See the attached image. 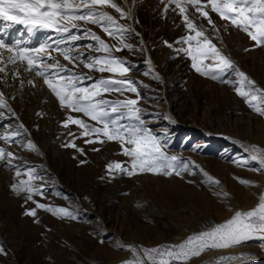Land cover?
Listing matches in <instances>:
<instances>
[{"label": "rangeland", "instance_id": "obj_1", "mask_svg": "<svg viewBox=\"0 0 264 264\" xmlns=\"http://www.w3.org/2000/svg\"><path fill=\"white\" fill-rule=\"evenodd\" d=\"M128 1L114 0L129 13L128 18L110 6H103L120 24L133 30L125 36V42L134 48L113 54L131 66L125 76L136 82L141 97L138 106L143 109L147 126L165 137L164 150L169 155L192 162V170L179 176L113 173L110 177L108 163L129 160L122 154L121 145L107 140L103 144H86L88 137L80 135L82 130L78 125L69 124L65 128L63 121L69 114L95 122L81 113L62 109L42 78L35 77L41 87L26 85L23 101L14 105L18 108L21 104L24 118H7V109H0L4 112L0 117V133L20 123L31 131L19 137V144L0 140V146L19 157L13 161L22 166L19 179L28 178L23 171L25 165L35 167L43 177L44 195L34 196L35 201L63 206L78 215L76 219H62L38 208L36 217L25 215L36 204L25 203L23 194L17 195L11 190V184L17 180L15 170L0 162V245L7 253L0 254V264H121L133 254L127 248L118 247V243L148 248L179 243L208 225L225 221L236 210H250L264 194V171L255 170L259 165L245 150L248 143L264 148V116L251 108L232 85L197 73L191 67L190 57L177 51L186 46L178 41L188 32L178 10H173L175 5L165 12L167 0ZM205 10L209 11L218 33L191 6L187 14L212 43L264 88V47H253L254 42L245 32L222 20L210 8ZM81 28L91 29L114 49L121 46L99 25L81 23ZM52 34L55 33L47 35ZM54 37L58 38L57 34ZM95 43L89 36L67 46L86 54L91 52L93 56L101 55L86 47ZM52 55L72 69L73 65L58 53L53 51ZM151 59L153 65L148 63ZM20 67L24 69L23 65ZM150 68L159 74V80L153 77ZM74 70L93 78L85 81L84 86L100 78H121L119 74L90 71L83 64ZM3 75L0 73V77ZM12 77L11 74L0 80L4 95L7 90V94L10 92ZM35 92L43 93V99L37 105V115L33 116L30 113L38 97ZM104 98L137 97L124 91L106 93ZM29 140L38 151L24 146ZM73 141L77 148L63 146ZM81 148L82 153L78 150ZM208 177L218 180L219 184L211 183ZM241 179L253 183L246 185ZM261 243L253 239L229 248L210 249L187 264H213L220 257L245 252L253 253L256 258L224 259L220 264H262Z\"/></svg>", "mask_w": 264, "mask_h": 264}, {"label": "snow or ice", "instance_id": "obj_2", "mask_svg": "<svg viewBox=\"0 0 264 264\" xmlns=\"http://www.w3.org/2000/svg\"><path fill=\"white\" fill-rule=\"evenodd\" d=\"M171 5H175L173 10H178L188 32L178 41L186 46L177 51L190 57L191 67L197 73L232 85L235 92L245 99L251 108L264 116V88L212 43V40L205 35V31L199 29L187 14L188 7L191 6L195 13H198L200 18L206 19L212 29L218 33L219 29L209 11L205 10L210 8V11L222 20L230 22L232 26L245 32L254 42L253 47H264V0H167L164 11L167 12ZM103 6H110L124 18L129 16V13L114 0H78V2L77 0H0V20L4 21L3 28L0 29V73L4 75L0 77V80L6 79L9 72L15 78L19 75L20 66L23 65L25 72L42 78L43 84L51 91L62 109L70 113H81L95 122L89 123L83 118L69 114L63 121L65 128L69 124L78 125L82 130L80 135L88 137L85 140L86 144H103L105 140L118 142L121 145L122 154L129 160L108 163L106 168L110 177L113 173H123L128 176L143 173L179 176L184 171L192 170V162L177 155H169L164 150L165 137L155 134L147 126L143 118V109L138 106L141 97L136 82L125 76L131 70V66H127V60L113 54L134 48L132 44L125 42V36L133 30L120 24L109 12L103 10ZM81 23L101 26L102 31L109 37H115L121 46L114 49L91 29L81 28ZM16 25H22L32 36L44 32L55 33L58 38L53 40L51 35H45L36 46H32L31 40L27 43L20 39L8 41L9 30ZM89 36L96 43L88 44L86 47L101 55L93 56L91 52L86 54L78 48L67 46ZM248 50L245 49V51ZM53 51L58 53L64 61L71 63L72 69L53 56ZM141 51L144 49L141 48ZM5 52L8 54L6 62ZM205 61H211V63H205ZM148 63L150 64V61ZM80 64L90 71L119 74L121 78H100L90 86H84L85 81L93 78L74 70ZM9 65L10 68H8ZM150 72L155 79H160L154 69L150 68ZM27 83L34 86L35 81L29 79ZM20 85L24 86L23 80L20 81ZM124 91L135 93L137 98L123 100L104 98L106 93ZM0 109H7L15 117V112L7 103L2 91H0ZM3 116L4 112L0 111V117ZM16 119L19 118L16 117ZM27 134V128L20 123L15 128L9 126L0 133V140L19 144L21 143L19 137ZM69 135L73 134L70 132ZM24 146L30 151H38L31 140ZM63 146L77 148L74 141ZM78 150L83 152L82 148ZM93 150L99 151L96 148ZM245 150L251 153V160L258 163L259 167L255 170L264 171V148L251 145ZM16 159L19 157L0 146V162L12 167L17 177L16 182L10 186L11 190L17 195L23 194L25 203L33 201L36 204V208L26 210L25 215L36 217L38 208L62 219L77 218L78 213L69 208L35 201L34 196L44 195L43 177L35 167L25 165L23 171L28 178L19 179L22 175V166L13 163ZM204 175L208 176L207 173ZM208 179L213 184H219L218 180L211 177ZM35 181L41 183L37 185ZM240 182L246 185L253 183L244 179ZM223 195L226 196L227 193ZM253 239L260 240L261 247L264 248V194H261L259 202L250 210H236L225 221L208 225L179 243L152 248L120 243L117 246L127 248L133 254L132 258L122 261L121 264H187L192 258L200 256L207 250L229 248ZM0 254H7L2 245H0ZM248 258L256 257L253 253L245 252L220 257L213 264H220V261L224 259L246 261Z\"/></svg>", "mask_w": 264, "mask_h": 264}, {"label": "bare ground", "instance_id": "obj_3", "mask_svg": "<svg viewBox=\"0 0 264 264\" xmlns=\"http://www.w3.org/2000/svg\"><path fill=\"white\" fill-rule=\"evenodd\" d=\"M128 1V0H127ZM129 2V1H128ZM131 10H132V8H131V6H130V8H129V11L131 12ZM6 53V52H5ZM6 57H5V62H6ZM150 59V58H149ZM148 59V60H149ZM150 63H151V65H153V61H152V59L150 60ZM11 66L9 65L8 66V68H10ZM19 73L21 74H19V76H16L15 78H13L12 77V83H11V85H10V92H9V94H7V91H6V95H4V97H5V99L7 100V103L11 106V108L14 110V112L16 111V113H15V118L16 117H18L19 118V120H21L22 118H24L25 116H22V113H21V110H20V105L18 106V108L16 109L15 107H14V105L15 106H17V102L18 101H23V99H24V97H25V94L27 93L26 91H27V87H26V90L24 91V87L26 86V85H29L28 83H27V81L29 80V79H31V75L32 74H30V73H27V72H25V70L24 69H22V67H20V69H19ZM24 73V74H23ZM11 72H9L8 73V75L9 76H11ZM33 76V75H32ZM35 77H33L32 79H34ZM21 80H23L24 81V86L23 87H21V85H20V81ZM36 80V79H35ZM34 80V81H35ZM8 84V83H7ZM35 85H36V87L37 88H39V87H41V82H38V81H35ZM30 87H31V85H30ZM31 89H33V88H31ZM31 89H29V90H31ZM37 91H38V89H37ZM40 91V90H39ZM43 91V90H42ZM32 92V91H31ZM4 94V93H3ZM43 93H41V92H35V95H37L38 97H36V107H35V109L33 110V112L32 113H30V114H32L33 116H35V115H37V111H38V109H37V105L39 104V102L41 101V99H43V95H42ZM25 101V100H24ZM31 101V100H30ZM24 105V104H23ZM6 115H7V118H10V119H13L14 118V116H12V114L10 113V112H8V111H6V113H5ZM30 114H28L29 116H30ZM32 116V117H33ZM28 130V129H27ZM31 131V130H30ZM29 131V132H30ZM28 132V133H29ZM252 144H250V143H248L247 144V147H249V146H251ZM254 263V262H253ZM233 264H237V263H233ZM254 264H258V263H254ZM262 264H264V263H262Z\"/></svg>", "mask_w": 264, "mask_h": 264}]
</instances>
